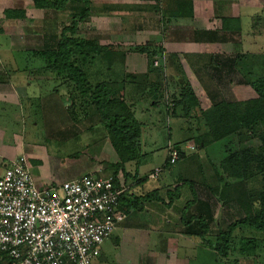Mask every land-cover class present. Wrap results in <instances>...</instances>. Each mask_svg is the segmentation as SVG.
<instances>
[{
    "label": "trees",
    "instance_id": "trees-1",
    "mask_svg": "<svg viewBox=\"0 0 264 264\" xmlns=\"http://www.w3.org/2000/svg\"><path fill=\"white\" fill-rule=\"evenodd\" d=\"M154 1L151 7L162 12L159 20L161 26L170 23L177 16L182 18L190 16L189 0ZM41 2V6L44 8L63 10L67 0H41ZM169 7H174L172 12L168 10ZM77 18L78 16L76 19L72 18L70 24L61 29L54 49H45L33 55L37 54L43 60L44 65L40 70L48 72L57 82L54 92L63 86L68 91V98H71V101L76 103V98H78L86 106L92 105L95 108L102 121V126L107 132L109 142L119 159L118 163L108 165L111 169L108 176L117 184V172L124 171L125 163L138 160L140 156L142 124L134 117L133 104L130 103V99L133 101L134 98L143 95V91L150 92L155 99L153 104L165 99L167 113L174 116L178 109L183 111L184 116H187L192 109L197 108L205 132H200L198 137H195L196 143L188 144L193 147L192 151L188 152H195L201 148L207 149L213 143L220 144L222 156L217 166H214L220 184L207 187V190L213 194L220 207L224 208L231 204L232 208H236L239 213L238 217L223 227L222 225L218 226L217 232L212 238L209 235V226L213 219L211 215H199L192 220H183L184 234L198 237L222 264L230 261V257L235 255L253 262V258L255 259L261 250V241L264 239V131L256 132L253 129L255 125H264V73L256 76L251 69L253 64L250 61L257 59L256 53L239 52L232 59L233 69L240 71L243 82L256 93L254 98L242 101L226 100L215 84H212L213 76L206 72V62L207 64L209 62L199 60L197 56L200 55H196L193 62L202 64L196 68V71L203 73L202 75L196 73L199 80L197 89L202 90L206 98H198V91L194 92L192 87L187 85L186 79H183L181 84L175 81L179 90L173 93L171 98H162L167 88V83L164 82V67L159 61L154 64V59L163 56L164 50L153 44L136 45L129 48L131 52L146 55V71L144 73L127 74L121 71V74L116 76L117 79H120L119 82L106 75V79L103 81L91 84L88 79V65L96 62L98 57H116L111 54L112 52L120 53L117 56L119 55L123 59L126 51L118 46H99L94 40L81 37L77 33ZM219 20L222 31L220 35L212 30L191 29L183 30V38H180L203 44L221 43L226 39L227 33H241L242 25L239 17L220 16ZM211 55H208L209 59H212ZM203 56L205 55H201V58ZM176 57L191 59L195 55L185 54L180 57L176 55ZM112 62L114 61L111 60L108 64H113ZM118 64L121 66L123 62ZM6 74L0 71V83L8 81L9 75ZM210 84L212 85L210 86ZM201 101H205L204 108L200 106ZM242 130L248 131L245 141L255 140L256 144L244 146V140L240 139ZM184 155L181 153L180 159ZM166 165H169L168 160ZM258 177H261V189L252 184L253 181L258 180ZM122 196L123 194L119 197L121 211H123ZM133 199L126 198V204L128 203L126 207L132 205L135 209H140L139 200L141 198ZM152 199L157 198L154 195L142 197V201ZM249 230L258 232V235L256 237L247 235ZM231 262L237 264V259L233 258Z\"/></svg>",
    "mask_w": 264,
    "mask_h": 264
},
{
    "label": "crops",
    "instance_id": "crops-1",
    "mask_svg": "<svg viewBox=\"0 0 264 264\" xmlns=\"http://www.w3.org/2000/svg\"><path fill=\"white\" fill-rule=\"evenodd\" d=\"M131 1L67 0L63 10H56L42 7L41 0H0V17L3 18L4 21L14 19L18 20V23L30 21L33 24L30 29L14 34L7 33L6 31L0 32L1 38L4 37L7 41L8 46L6 48H9L8 50L5 48L2 49L3 56L5 57L0 59V71L9 75L7 82L0 83V113L3 114L2 116L6 118L7 113H10L15 107H20V110H27L30 105L33 108L32 100H37V110L45 126L48 128L47 134L51 132V134L55 136L60 130H66V137L68 140H71L75 139V136L79 135L80 132L88 131L94 128L95 125H102V121L92 105L86 106L85 103L83 104L81 102L79 103V105H82L80 108L77 103L71 101V98H56L53 95L54 90L48 92L50 91L48 87L43 90L46 92L44 98L41 97V94L38 97L33 91H31L32 93L29 91L31 94L29 96L28 90L31 89V87H38V90H42L43 88H41L40 84H45V86L51 83L55 84V79L53 76L51 77L49 73L45 76L44 74L46 71L40 70L41 66L29 69L28 63L33 61L38 62L37 57L39 56L37 54L33 55L34 53L45 49H54L61 29L67 27L72 18L76 19L77 16L78 22L76 28L77 33L81 37L94 40L99 46H118L120 40L117 41V37L116 40L113 38V36H117L118 20L123 22V18L129 17V15L133 13L130 11L132 8L143 11L148 7V10L152 9V11H155V9L153 10L151 7L153 4H149L150 2H155L154 0H135L133 3H143L135 5H131ZM209 1H211L212 5L220 4L224 6L227 9L226 11H229L230 7L233 8L238 6V4H234L236 3L233 2L235 0H189L188 6H191V12L190 16L187 18L190 19V23L204 16V9L207 7L206 3H209ZM147 3L148 5H146ZM156 10L158 9L156 8ZM192 10H194V15L191 17V14H193ZM220 16H232L241 19V14L239 12L234 15L228 13ZM128 20L127 18L126 21ZM174 20L167 24H169V26H171V24H178L181 26L177 22V18ZM241 25H243L242 22ZM86 26L90 28L87 29ZM136 29L141 30V28ZM191 29L209 30L208 27L203 29L200 27H193L190 28V30ZM183 30L185 29L180 30L178 27L172 28L171 33H174L175 37H169V43L175 45L182 44L184 42L182 39ZM178 34H181V36ZM121 41L124 43L125 39H121ZM12 43H18L20 47H13ZM191 44H195L197 49H190L188 51H183V53L195 55V53H199V45H203V43L199 42H192ZM25 62L27 64H25ZM228 65L230 66L229 69L234 70L232 61L228 62ZM37 71H40L42 74L39 75ZM124 71L131 72L125 69ZM214 80H217V78H214ZM212 83H214L213 80ZM43 91H41V93ZM31 96L34 98H30ZM235 99L238 101L242 98ZM24 102L25 105L27 103H29V105L24 106ZM32 112L33 110L29 111L28 115L36 113ZM142 129L143 128H141V137L143 134ZM141 137L140 156L138 160L136 159L125 163L124 171L119 170L116 174L117 183L123 185L124 188L121 205L122 212L125 213V218L112 231V233H119L118 236L113 237L116 248H118L119 251L114 253L111 263L166 264L163 260L166 258V255H172L175 259L177 258L181 261L183 255L179 253V251L182 250L186 252L190 247L197 250L200 242L198 237L184 234L185 227L183 225V220H192L199 215H211L213 217L212 221H214V213L218 208L219 211L223 209V212L227 211L230 215L228 209L230 210L231 204L224 208L220 207L213 194L207 190V187L219 185L220 180L214 170V165L211 163V160L206 157L205 149L201 148L200 151H193L195 154L192 153L188 158L187 155L191 152H187L185 149V155L173 165H166V153L165 162L159 167L155 166L151 168L148 165L152 164V161H146L145 154L142 151L143 144H141ZM9 140L13 145L12 150L4 149L0 141V176L3 174L5 167L20 153V155H25L28 152L32 161H38V168L43 166L37 155V148H34V146L27 147L19 134H12ZM107 143L110 144L109 140ZM168 144L180 148L178 145L175 146L173 142L169 141ZM17 147H19V150L15 152L14 149ZM103 148L104 145L100 148L103 159L99 161L100 163L98 165L85 168L81 171V175H77L73 179L65 178V181L62 182L77 179L87 173H93L103 178L109 177L108 175L111 169L108 165L118 163L119 159L111 144L105 148L106 150L104 151ZM178 164L179 166H177ZM158 168L160 172L156 176L151 177L150 174ZM56 173L55 178L58 179ZM33 179L40 187L62 183L60 181L46 179L39 170H37ZM193 190L195 191L194 194ZM175 194H177V196H174ZM149 195H154L157 199L142 201V197ZM135 197L141 198L139 200L141 208L135 209L132 205L126 207L128 204H126V198L132 200ZM213 201H215V203ZM218 216H220V212ZM216 226H221V223L217 221ZM112 233L104 242L110 239ZM103 243L100 246L99 256L95 258L93 262L105 260L102 253ZM169 258L168 263L174 264L175 262L171 261V257ZM0 264H13V262L10 259L2 257L0 258Z\"/></svg>",
    "mask_w": 264,
    "mask_h": 264
},
{
    "label": "rangeland",
    "instance_id": "rangeland-1",
    "mask_svg": "<svg viewBox=\"0 0 264 264\" xmlns=\"http://www.w3.org/2000/svg\"><path fill=\"white\" fill-rule=\"evenodd\" d=\"M134 1L135 0L131 1V5L143 4L133 3ZM233 2H236L234 4H238V6L233 8L230 7V10L226 11L227 9L224 6L220 4L212 5L211 1H209V3H206L207 7L204 9V16L202 18H198V20L193 23H190V19L187 17L182 18L177 16V22L181 26L178 24H171V26H169V24H163L162 27L159 22L162 12L156 9L155 11H152V9L148 10V7L143 11L132 8L130 11L133 13L127 17L129 19L128 21H126L127 18H123V22H120V20L117 19V36H113L115 40L116 37L117 41L120 40L118 47L126 51L124 52L125 55L123 56V59H121L119 55L117 56V54H120L118 52L111 53L113 56L116 55V57L114 56L113 58H96V62L87 66L89 82L94 84L97 81H103V79H106V75H109L107 77L112 80L119 82L120 79H117L116 76H119L121 71L127 74L144 73L146 68V55H139L138 53L131 52L129 51V48L136 45L153 44L160 46L164 50L162 53L163 56L154 59V64H156V61H159V63L164 67L163 75L165 76L164 82L167 83V88L162 98H171L172 94L179 90L178 86L175 85V81H178V83L181 84L183 79L188 81L189 84L187 83V85L189 87L191 86L194 92L195 90L198 91V98H206L203 91L197 89L199 80L196 73L198 72L200 75L203 73L196 71L197 66L202 65L195 64L193 62L196 55H200L197 56L199 60L209 62L208 64L206 62V72L213 76L212 80L214 83L212 84H215L221 92V95L226 100L229 101L232 99L233 101H237L235 98H242V101L246 98H254L256 93L248 84L243 82L240 71L229 69L230 66L228 65V62L232 61L235 55L239 52L256 53L257 59L250 61L253 64L251 65V69H253L254 75L256 76L264 73V0H235ZM149 4L154 3L150 2ZM146 5H148V3ZM172 9H174V7L168 8L170 12H172ZM192 11L193 14H191V17L194 15V10ZM238 12L241 14V22L243 24L241 33H227L225 35L226 39L221 43L216 42L206 43L203 45L200 44L199 53H195V57L191 59H183V57L180 56L189 54L183 53V51L197 49L195 44H191L193 41L188 40L187 42L183 40V42L181 39L183 43L180 45L170 44L168 41V39H170L169 37L174 36V33H171L172 28L176 27L180 30L185 29L188 31L193 27H200L201 29L208 27L209 30L216 31L217 35H220L222 34V31L220 29L219 16L228 13L234 15ZM17 21L18 20L14 19L4 21V19L0 17V32L6 31L7 33L14 34L23 30H28L33 25L30 21L26 23H18ZM86 27L87 29L90 28L89 26ZM136 28H141V30H137ZM178 35L181 36L180 34ZM121 39H125L124 43ZM18 43H12V46L20 47ZM7 46V41L4 37L1 38L0 36V59L5 57L3 56L2 49L5 48L8 50L9 48H6ZM209 54H212V59H209ZM176 55L180 58L176 57ZM201 55L205 56L201 58ZM37 58L38 62L33 61L28 63L29 69L40 66L42 67L44 65L43 60L39 57ZM111 60L114 61L112 62L113 64H108ZM26 62L25 64H27ZM120 62H123L121 66L118 64ZM124 69L131 72H126ZM37 72L39 75L42 74L40 71ZM47 73L48 72H45L44 75L47 76ZM214 78H217V80H214ZM212 84H210V86ZM40 85L41 88H43L42 90L39 89L40 92L38 87H31V89L28 90V93L29 91L30 93L33 91L38 95V97L41 94V97L44 98L46 92L43 90L48 87V89H50L48 92H51L55 89L57 82L46 86L45 84ZM41 91L43 92L41 93ZM67 92L66 88L61 86L56 92H53V95L56 98H68ZM30 93L29 96L31 95ZM126 95L125 97L127 98ZM30 98L34 97L31 96ZM129 98L131 97L129 96ZM154 100L155 99L152 94L146 91H143V95L134 98L133 101L130 99V103L133 104L134 117L143 126V134L141 137V144H143L142 151L145 154L146 161H152V164L150 165L146 163L151 168H154L155 166L159 167L165 162L167 153L166 145L169 141L178 145L180 149H184L188 143L197 142L195 137H198L200 132H205L202 126V119L200 118L199 110L197 108L192 109L187 116H184L183 111L178 109L176 116H174L167 113L164 103L165 99H163L164 101L160 100L158 103L153 104ZM36 101L32 100L33 108L29 105V103L25 105L24 102V106L29 105L27 110H20V107H15V109L13 108L10 113H7L6 118H4V116H2L3 114L0 113V141L4 149L12 150L13 145L9 142V139L12 134H19L21 138H23L24 144L27 147L34 146V148H37V155L43 166L38 168V161H32L28 152L25 155H20V153L18 156L14 157L13 160L21 157L24 158L33 177L37 173V170H39L46 177V179L60 182L65 181V178L73 179L77 175H81V171L85 168L96 166L100 163L99 161H102L101 159H103V157L101 156L102 154L100 153V148L104 145V151L106 150L105 148L110 145L107 143L109 139L107 137V132L102 125H95L94 128L88 131H84L82 133L80 132L79 135L75 136V139L71 140L67 139L66 130H60L55 134V136L52 135L51 132L47 134L48 128L39 116L37 110L38 103H36ZM81 102L83 101L76 98V103L80 108L82 107V105H79ZM201 102L202 104L200 106L201 108H204L205 101ZM32 110L37 114L32 112L33 115H28V112ZM253 129L256 132L264 131V125H255L253 126ZM247 133V130L240 131V139L244 140V146L256 144L255 140L245 141L248 136ZM219 145V143H213L208 146V149H205L207 159H210L214 166H217L222 156L220 154ZM18 150L19 147L14 149L15 152H18ZM192 153L193 152L188 153L187 158L190 157ZM177 166H179V164ZM55 173L58 175V179L55 178ZM260 178L261 177H258V180L256 182L253 181L252 184L256 188L261 189L262 181ZM211 192L213 193L214 191L212 190ZM213 202L215 203V201ZM218 209L214 213V221H212L209 226L210 238H212L217 232V221L220 222L223 227L226 223L238 217L239 212L237 213L236 208L234 209L232 206L230 207V210L228 209L230 215L227 211L223 212V209L220 211ZM219 212L220 216H218ZM247 232V235L253 237L258 235V232L255 233V231L249 230ZM240 233L243 234L242 232ZM118 235V232H113L110 239L103 243L102 253L105 260L93 262V264H112L111 262L114 253L119 251L118 248H116V243L114 242L113 237ZM260 246L261 250H259L255 259L253 258V262L235 255L234 257L231 256L230 261H227L225 264H233L231 262L233 258L237 259V264H264V239L261 241ZM179 253L184 256H182L181 261L177 258L175 259L172 255H166V258L163 260L166 264H169V257H171V261L175 262L174 264H222L220 260L216 259V255L202 244L201 240L198 244L197 250L190 247L186 252L180 250Z\"/></svg>",
    "mask_w": 264,
    "mask_h": 264
},
{
    "label": "built area",
    "instance_id": "built-area-1",
    "mask_svg": "<svg viewBox=\"0 0 264 264\" xmlns=\"http://www.w3.org/2000/svg\"><path fill=\"white\" fill-rule=\"evenodd\" d=\"M185 149L193 147L168 144V163L175 164ZM123 191L120 183L93 173L40 187L24 158L11 161L0 176V258L13 264H92L125 218L119 209Z\"/></svg>",
    "mask_w": 264,
    "mask_h": 264
}]
</instances>
